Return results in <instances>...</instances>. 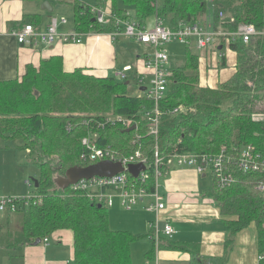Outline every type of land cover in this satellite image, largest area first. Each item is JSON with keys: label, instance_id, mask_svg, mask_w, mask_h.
<instances>
[{"label": "trees", "instance_id": "1", "mask_svg": "<svg viewBox=\"0 0 264 264\" xmlns=\"http://www.w3.org/2000/svg\"><path fill=\"white\" fill-rule=\"evenodd\" d=\"M60 1L73 7L76 31L107 34L113 30L112 25L102 26L94 20L91 6L80 0ZM100 1L111 6L110 12L124 18L129 13L141 25L158 15L161 19L170 16L171 26H176L181 21L208 19L212 11L213 20H208L225 30L236 31L241 24L264 27V0H166L160 8L157 0ZM220 13L225 19H220ZM39 18L28 17L21 26L38 28ZM230 46L237 54L235 73L214 89L201 86L199 57L187 48L185 65L172 71L166 96L158 104L162 116L157 136L150 134L147 118L156 107L154 100L132 95L128 80L99 77L84 69L67 72L62 56L28 65L21 77L0 82V148L10 149L18 143L16 148L29 152L40 169L39 187L33 183V196L18 203L17 211L11 213L18 228L10 224L4 229L1 243L22 250L68 230L74 235L73 264H134L132 245L148 237L154 240L153 230L142 234L113 230L108 207L56 184L70 168L94 164L80 160L86 137L96 135L97 145L111 148L119 158L140 151L151 167L149 192L154 190L157 155L167 162L176 152L218 154L225 148L237 158L251 145L264 158V121L259 118L264 114L259 110L264 103V37ZM180 107L184 110L175 112ZM116 116L133 120L137 129L127 133L129 128L122 124L106 123ZM234 177L235 183L226 189L212 178L213 186L207 192L224 218L223 260L229 259L237 234L255 225L259 257L263 258L259 264H264V191L260 189L264 170L243 173L234 168ZM173 249L189 253L191 264H207L196 244ZM152 254L153 250L148 256Z\"/></svg>", "mask_w": 264, "mask_h": 264}, {"label": "crops", "instance_id": "2", "mask_svg": "<svg viewBox=\"0 0 264 264\" xmlns=\"http://www.w3.org/2000/svg\"><path fill=\"white\" fill-rule=\"evenodd\" d=\"M44 3L41 1L0 0V82L15 80L24 74L28 65L37 66L41 61L54 56H62L67 72L84 69L99 77L117 79L120 78L119 74L126 67L131 66L130 82L131 79L137 82L140 76L150 78L152 71L145 66V59L149 52L148 47L143 46L144 56L141 57L138 49L130 47L131 44L140 43L127 37L122 36L113 40L107 34H92L85 39L83 45H65L60 42L34 48L20 45L12 32L22 28L21 25L26 18L40 17L37 29L45 30L55 19L54 12L60 5H65L60 0H56L55 4H51L52 11H49L43 9ZM66 5L71 6V4ZM67 25L59 23V32L67 33L75 30L73 24L71 27H67ZM134 50L135 54H133ZM134 60L137 61L136 64ZM259 118L264 121V114H260ZM207 177L200 175L192 168H171L162 186L165 210L158 215L147 211L145 208L151 200L145 199L139 208L128 216L129 218L121 221L117 226L119 228L113 229L115 231H131L135 234L150 233L153 230L152 224L157 219L161 231L167 223L174 227L173 239H168L161 232L159 243L149 237L134 243L131 247L134 264H191L189 253L173 249L174 246L185 244L198 245L200 254L207 264L260 263L255 225H251L237 234L234 249L229 259L224 262L226 238L225 227L222 223L224 218L219 208L207 196L210 188L205 189L203 184ZM0 195L12 197L17 194H15V190L4 194L0 183ZM129 212L132 213V211ZM15 222L14 214L0 212V238L2 231ZM152 250L153 254L149 257ZM73 260L74 235L68 230L55 233L49 238L47 244L42 241L38 246L28 245L22 250L8 249L0 239V264H71Z\"/></svg>", "mask_w": 264, "mask_h": 264}, {"label": "built area", "instance_id": "3", "mask_svg": "<svg viewBox=\"0 0 264 264\" xmlns=\"http://www.w3.org/2000/svg\"><path fill=\"white\" fill-rule=\"evenodd\" d=\"M156 3L157 6L158 2ZM91 11L95 17L94 20L98 24L113 26V30L107 33L113 40H117L123 36L148 47L149 52L145 59V66L152 73L149 79L145 76H140L136 82V86L141 88L142 93L139 97H147L156 103L155 109L147 117L150 134L155 136L159 133L162 116L158 104L166 96L169 77L172 73V71L166 68L170 61L166 48L167 44L180 42L186 44L188 47L195 46L201 50L208 49L211 46H217L218 49L222 47L223 49L226 42H230L231 44L238 42L249 44L256 39L264 37V27L258 29L251 24H241L236 31L232 32L225 30L222 26L217 27L212 21L204 18L196 22L181 21L178 25L168 28L165 27L162 19L156 15L155 26L152 29H148L137 20L131 18L129 13L126 14L127 18H124L116 15L114 12H107L100 6L92 7ZM220 19H225L224 13H220ZM59 23L67 25L68 21L66 19H62V21L53 19L45 30L37 29L33 25L28 24L22 28L15 29L12 34L20 45L29 48L40 45L50 46L56 42L65 45H83L88 36L92 34L100 35L99 33L92 32L81 33L76 30L61 33L58 30ZM130 72H132V67L128 66L119 74V77L124 81H130ZM183 110L184 108L180 107L175 112ZM106 123H119L126 128L136 125L133 120L121 116L110 117L106 120ZM96 141V135L82 140L85 152L81 155L80 160L83 163L90 162L95 164L100 161L110 160L121 162L127 171L111 177H94L92 179L81 180L72 185L70 189L86 196L92 202L109 208L115 205V199L118 198L121 206L128 212L138 207L145 199L151 200L145 208L147 211L158 215L161 211L165 210V199L160 193V180L174 167L192 168L200 175H205L206 177L210 174L217 183V186L222 189L229 188L235 183L234 168L243 173L264 170L263 156L251 145L243 149L237 158L229 154L225 148L221 149L218 154L176 152L169 157L167 162L162 161L157 155L154 167L156 178L154 190L149 192L147 184L150 179L151 167L148 159L143 157L140 151H137L133 155L119 158L118 154L111 148L99 147ZM140 163L146 166V170L140 172L139 176L134 178L129 174L128 168L131 165ZM163 166L167 168L166 171L162 169ZM27 185L32 187L30 181H27ZM260 189L264 191V185H261ZM25 199L27 198L0 195V212L15 213L18 203ZM152 228L154 231L153 238L157 243L160 241L159 236L161 232L168 239H173L175 235V229L170 223H167L161 231L158 219L152 224ZM44 242L47 244L49 239H45ZM262 259V257H259V261Z\"/></svg>", "mask_w": 264, "mask_h": 264}, {"label": "rangeland", "instance_id": "4", "mask_svg": "<svg viewBox=\"0 0 264 264\" xmlns=\"http://www.w3.org/2000/svg\"><path fill=\"white\" fill-rule=\"evenodd\" d=\"M82 3L89 5L91 7L101 6L107 12H110L112 9L110 5H102L100 0H80ZM166 0H157L158 8L164 5ZM61 6V5H60ZM54 12L56 16L55 19L62 21V19H66L68 21L67 27H71L73 24V7L70 5H63ZM131 14H134L132 10H130ZM135 17V15H132ZM205 18V17H204ZM209 20H213V12L210 11L208 15ZM165 27H171V17L162 18ZM156 24V15L149 18L144 26L148 29H152ZM230 42L224 43L223 49L220 51L217 46H211L208 49H198L195 46L188 47L186 44H182L180 42H172L166 45V48L169 53V64L166 68L170 71L175 69H180L185 65L186 61V50L190 48L196 55L199 57L200 62V84L206 88H217L220 84L226 82L229 78L232 77L234 71L236 69L237 64V54L235 51L231 49ZM141 44H131L130 47H134L135 50H139V54L143 57V47ZM135 50L133 54H135ZM135 61V60H134ZM137 61H135L136 64ZM117 80L123 81L121 78H117ZM149 86V83H148ZM130 87L132 89V95L140 96L141 88L136 86V81L131 79ZM259 110L264 113V103L259 106ZM16 144L14 143L10 149L2 148L0 150V183L3 187V193L7 194L8 192L15 190L16 196H12L14 198H30L35 193L34 182L38 181L40 176V169L37 165H35L34 159L30 157L29 153L22 152L16 148ZM175 168V167H174ZM173 168V169H174ZM166 179V175L161 178L160 184L161 189L160 193L162 194L163 185ZM27 181H30L33 185L29 187L27 185ZM205 189H211L213 186V179L211 175L205 178L204 181ZM7 190V191H6ZM19 195V196H18ZM6 197H11L7 196ZM136 207L131 212H127L120 204V200L118 198L115 199V205L111 208L108 207L109 216L112 229L119 228V224L122 220L127 219L128 216L132 215L137 209ZM129 218V217H128ZM19 224L21 219H18ZM18 222L16 221L13 224V229L16 230L18 228ZM126 224V223H124ZM137 233V232H136ZM73 264V261H71Z\"/></svg>", "mask_w": 264, "mask_h": 264}, {"label": "water", "instance_id": "5", "mask_svg": "<svg viewBox=\"0 0 264 264\" xmlns=\"http://www.w3.org/2000/svg\"><path fill=\"white\" fill-rule=\"evenodd\" d=\"M50 7H51V3L45 2L43 9L52 11V8ZM219 49L222 50V47H220ZM136 129L137 126L134 125L131 128L127 129L126 132L129 133ZM145 170H146V166L142 163L131 165L128 168L129 174L134 178H137L140 172ZM126 171L127 170L125 169L124 165L121 162H113L110 160H105V161L97 162L87 167H81V166L72 167L67 171L65 176L56 179V184L62 189H67L81 180L92 179L94 177H111L124 173ZM34 183L38 188L39 187L38 181H35ZM41 243L42 241L38 240L34 243V245L38 246Z\"/></svg>", "mask_w": 264, "mask_h": 264}]
</instances>
